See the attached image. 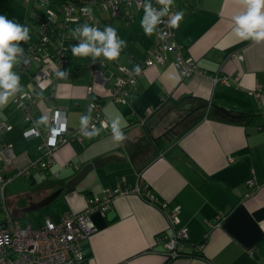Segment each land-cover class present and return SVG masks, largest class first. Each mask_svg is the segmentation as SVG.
<instances>
[{"label":"crops","instance_id":"1","mask_svg":"<svg viewBox=\"0 0 264 264\" xmlns=\"http://www.w3.org/2000/svg\"><path fill=\"white\" fill-rule=\"evenodd\" d=\"M147 4L144 0L132 10L130 22L92 7L100 18L98 28H116L127 47L114 61L101 57L93 63L70 55L63 70L67 75L51 78L54 89L45 85L36 96L42 132L52 107L65 110L67 128L76 129L92 98L103 101L108 127L83 136L80 143H63L55 162L40 170L28 166L40 155V137L24 138L29 123L15 109L14 96L0 108V118L13 125L0 135V143L9 142L14 153L3 174L27 167V173L20 174L25 187H18L16 204L23 210L30 201L63 188L85 163L114 154L116 159L92 166L71 191L58 194L54 208L45 209L44 219L58 222L64 212L81 210L87 197L100 196L103 188L139 187V192L116 195L105 213H91L95 230L80 241L85 256L80 264H264V42L235 36L232 17L245 10L243 0H174V12H184L177 37L197 71L182 76L172 55L165 53L162 62L143 69L132 87V103H115L106 87L121 74L117 64L135 68L155 42V31L145 35L140 23ZM29 22L33 20L25 15L22 24L29 27ZM64 44L71 50L76 40L71 36ZM37 67L32 65V71ZM89 84L91 93L86 90ZM213 105L242 112L243 117L214 115ZM113 120L120 121L125 136L121 142L113 139ZM142 136L150 145L130 158L127 146ZM20 175L13 176L5 190ZM249 179L255 182L250 188ZM175 206L178 222L173 225L169 212ZM175 228L184 229L187 240L180 256L165 258L158 236H171ZM198 242L202 248L196 252L193 244Z\"/></svg>","mask_w":264,"mask_h":264},{"label":"built area","instance_id":"2","mask_svg":"<svg viewBox=\"0 0 264 264\" xmlns=\"http://www.w3.org/2000/svg\"><path fill=\"white\" fill-rule=\"evenodd\" d=\"M44 8L38 17H35L32 39L20 43L24 49L20 63L14 70L20 77L22 91L16 93L13 104L20 111L23 120L29 124L23 130L25 139L39 136L38 149L40 155L30 160L28 166L37 167L40 170L48 168L55 162L57 148L66 142H81L84 136L80 131V125L76 129L69 130L66 126L65 110L52 107L48 118V124L44 132L41 131L35 111L36 96L41 85L54 89L51 78H58V72L63 71L67 61L72 55L71 50L64 44V40L70 39L72 30L87 23L98 27L100 18L92 10L96 6L105 12L108 17H123L127 22L133 20V9H138L144 0H67L61 4L50 5L49 0H37ZM157 10L161 5L158 0H148ZM90 10V14H89ZM175 15L170 6L168 13L162 17L161 23L155 30V42L146 50L145 57L137 66L141 71L135 72V68L129 69L122 64H117L121 74L115 78L110 86L106 87L108 99L119 104L130 105L133 101L132 87L142 74L143 69L155 62H162L165 53L172 55L173 64L182 76H187L197 71L191 56L185 53L183 45L177 37V28L168 26V22ZM76 40V39H75ZM79 41L76 40V44ZM231 54L241 58L237 52ZM19 57L20 54L18 53ZM24 61H27L25 63ZM38 67L32 71V65ZM26 77L22 82V78ZM226 82L225 77L221 78ZM88 93L92 92V85H87ZM103 101L92 98L87 102L88 113L91 116L89 130L98 129L106 124L102 111ZM12 123L0 118V135L11 130ZM0 211L5 214L0 218V264H80L84 260V254L80 248V241L88 237L95 226L90 217L91 213L98 211L105 213L112 199L129 191L139 192V187L127 189L121 185L113 188L106 187L101 190V195L87 197L85 206L76 212L66 211L58 222L50 218L36 226L21 225L14 220L5 209L4 191L8 181L13 176L27 173V167L17 168L10 176L3 174V167L11 166L14 153L12 146L7 141L0 143ZM232 160V158H229ZM249 179L247 187L254 185ZM146 187V185H145ZM252 189H248L247 193ZM179 207H173L169 212L170 223L178 222ZM187 240L184 229L175 228L171 236L160 233L158 241L166 248L165 258L177 257L182 254L181 247ZM196 252L202 248V242L193 244Z\"/></svg>","mask_w":264,"mask_h":264},{"label":"clouds","instance_id":"3","mask_svg":"<svg viewBox=\"0 0 264 264\" xmlns=\"http://www.w3.org/2000/svg\"><path fill=\"white\" fill-rule=\"evenodd\" d=\"M158 3L161 5L159 10L154 8L151 3L145 5L140 23L147 36L154 33L174 0H158ZM243 4L245 10L232 17L235 36L241 41L264 42V0H243ZM183 18V11L176 12L168 22V26L178 28ZM72 37L79 41L71 47L72 55L91 58L93 63L101 57L108 61H114L119 58L122 49L127 47V42L118 36L117 29L112 26H105L103 30H100L98 27L85 23L72 30ZM29 38L27 26L8 19L5 15H0V108L6 106L16 93L22 91L20 77L13 68L20 63L24 52L19 42H26ZM24 62L27 63V61ZM140 71V67L137 66L135 72L139 74ZM57 75L63 77L67 73L60 71ZM90 121V115H83L80 118V131L86 137L98 132V129L94 127L89 130ZM104 127H108V125L105 124ZM111 131L114 141L121 142L125 139L119 120L111 122Z\"/></svg>","mask_w":264,"mask_h":264},{"label":"rangeland","instance_id":"4","mask_svg":"<svg viewBox=\"0 0 264 264\" xmlns=\"http://www.w3.org/2000/svg\"><path fill=\"white\" fill-rule=\"evenodd\" d=\"M93 10L96 13H99V10L96 6H93ZM44 11V8L39 4L37 0H12V2L7 7L6 11L3 15L7 16L8 19L14 20L22 24V21L26 15L27 18L30 17H38ZM29 20V19H28ZM33 23V24H32ZM29 22V34L34 36L33 28L34 22ZM25 25V23L23 24ZM16 43V42H13ZM36 64H33V66ZM13 174V173H11ZM9 174V176L11 175ZM25 178L23 176L14 177L12 182L8 185L6 190L4 191V204L6 212L16 221H18L21 225H35L37 220L44 219L45 215L47 214L45 209L54 208V204H56V199L58 195L46 205L34 209L32 211H23L20 206L16 204V195L17 189L19 186L25 187L21 185L22 181ZM26 182V181H25ZM55 200V201H54ZM31 202V201H30ZM49 213V212H48ZM5 214V211H0V218Z\"/></svg>","mask_w":264,"mask_h":264},{"label":"water","instance_id":"5","mask_svg":"<svg viewBox=\"0 0 264 264\" xmlns=\"http://www.w3.org/2000/svg\"><path fill=\"white\" fill-rule=\"evenodd\" d=\"M211 113L230 120H240L243 117L242 112L225 109L223 107H219L216 105L212 106ZM149 145H150V141H148V138L146 136L139 137L135 142L127 146V149L129 150L128 156L130 158L133 157L134 155L138 154ZM116 157H117L116 155L112 154L85 163L73 176H71L65 182L63 188H59L53 191L51 194L44 197L38 202H29V206L23 208V211H32L34 209L46 205L47 203L51 202L61 191H64L65 193L71 191L74 187V184L78 182L92 166H97L108 160H114L116 159Z\"/></svg>","mask_w":264,"mask_h":264},{"label":"trees","instance_id":"6","mask_svg":"<svg viewBox=\"0 0 264 264\" xmlns=\"http://www.w3.org/2000/svg\"><path fill=\"white\" fill-rule=\"evenodd\" d=\"M67 0H49V4L50 5H56V4H61L62 2H65ZM12 2V0H0V15H3L4 12L6 11L7 7L9 6V4ZM33 22L36 20L35 17H30ZM32 39V38H31ZM24 41H21L19 43H23ZM22 81H24V79H22ZM158 138H156L155 140H157ZM85 260V257H84ZM83 260V261H84Z\"/></svg>","mask_w":264,"mask_h":264}]
</instances>
